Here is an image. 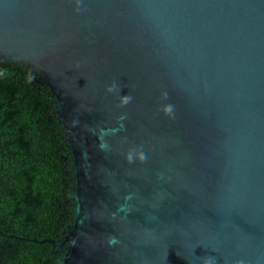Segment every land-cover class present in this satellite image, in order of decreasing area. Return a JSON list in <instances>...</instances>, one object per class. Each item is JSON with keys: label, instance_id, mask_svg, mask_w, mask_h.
I'll return each mask as SVG.
<instances>
[{"label": "water", "instance_id": "water-1", "mask_svg": "<svg viewBox=\"0 0 264 264\" xmlns=\"http://www.w3.org/2000/svg\"><path fill=\"white\" fill-rule=\"evenodd\" d=\"M0 60L71 152L56 264H264V0H0Z\"/></svg>", "mask_w": 264, "mask_h": 264}, {"label": "trees", "instance_id": "trees-1", "mask_svg": "<svg viewBox=\"0 0 264 264\" xmlns=\"http://www.w3.org/2000/svg\"><path fill=\"white\" fill-rule=\"evenodd\" d=\"M39 73L0 60V264H56L74 221V169Z\"/></svg>", "mask_w": 264, "mask_h": 264}, {"label": "clouds", "instance_id": "clouds-1", "mask_svg": "<svg viewBox=\"0 0 264 264\" xmlns=\"http://www.w3.org/2000/svg\"><path fill=\"white\" fill-rule=\"evenodd\" d=\"M109 91H112V89H109ZM129 100H130V97H124V103H128ZM164 111H165L166 113H171V111H172V107L169 105V106H167V107L164 109ZM128 159H129V161H131V160H132V156L129 155V156H128ZM139 159H140L141 161H143L144 159H146V157H145V155H144L143 153H141Z\"/></svg>", "mask_w": 264, "mask_h": 264}]
</instances>
